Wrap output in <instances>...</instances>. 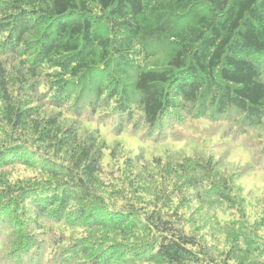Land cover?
<instances>
[{
  "label": "trees",
  "instance_id": "1",
  "mask_svg": "<svg viewBox=\"0 0 264 264\" xmlns=\"http://www.w3.org/2000/svg\"><path fill=\"white\" fill-rule=\"evenodd\" d=\"M0 264H264V0H0Z\"/></svg>",
  "mask_w": 264,
  "mask_h": 264
}]
</instances>
